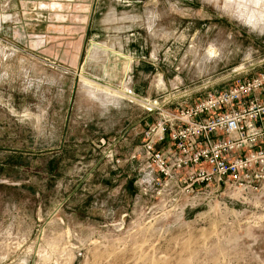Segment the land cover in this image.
Segmentation results:
<instances>
[{
    "label": "rangeland",
    "instance_id": "1",
    "mask_svg": "<svg viewBox=\"0 0 264 264\" xmlns=\"http://www.w3.org/2000/svg\"><path fill=\"white\" fill-rule=\"evenodd\" d=\"M234 3L0 0V264H264V185L151 198L133 158L156 109L264 70Z\"/></svg>",
    "mask_w": 264,
    "mask_h": 264
},
{
    "label": "built area",
    "instance_id": "2",
    "mask_svg": "<svg viewBox=\"0 0 264 264\" xmlns=\"http://www.w3.org/2000/svg\"><path fill=\"white\" fill-rule=\"evenodd\" d=\"M157 110L138 156L147 197L257 193L264 185V70L195 103Z\"/></svg>",
    "mask_w": 264,
    "mask_h": 264
},
{
    "label": "bare ground",
    "instance_id": "3",
    "mask_svg": "<svg viewBox=\"0 0 264 264\" xmlns=\"http://www.w3.org/2000/svg\"><path fill=\"white\" fill-rule=\"evenodd\" d=\"M232 0H226L230 2ZM237 5L239 15L250 25L256 26L264 19V12L260 11L264 7V0H234ZM229 6H226L228 8ZM235 10V9H234ZM238 13V12H237ZM208 57L217 58L219 55L214 48L208 49Z\"/></svg>",
    "mask_w": 264,
    "mask_h": 264
},
{
    "label": "crops",
    "instance_id": "4",
    "mask_svg": "<svg viewBox=\"0 0 264 264\" xmlns=\"http://www.w3.org/2000/svg\"><path fill=\"white\" fill-rule=\"evenodd\" d=\"M123 83V81L122 82H120V84H122ZM135 93V92H134ZM135 95H138V96H142L141 94H138V93H135ZM150 117V116H149ZM141 121V120H140ZM155 121V120H154ZM142 122V121H141ZM143 137V136H142ZM140 141H142V138H141V140Z\"/></svg>",
    "mask_w": 264,
    "mask_h": 264
}]
</instances>
